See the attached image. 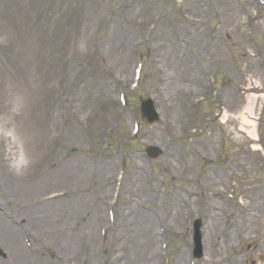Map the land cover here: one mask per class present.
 I'll return each mask as SVG.
<instances>
[{
  "label": "rangeland",
  "instance_id": "obj_1",
  "mask_svg": "<svg viewBox=\"0 0 264 264\" xmlns=\"http://www.w3.org/2000/svg\"><path fill=\"white\" fill-rule=\"evenodd\" d=\"M161 10H166V16L149 28L148 20L161 15ZM81 38L87 42L83 54L77 49ZM140 51L145 60L136 57ZM188 60L195 63V69L181 78L184 90L172 100L168 88L176 81V69L181 75ZM137 61L143 62V75L135 99L131 106L119 107L114 88L125 74L121 77L118 73L124 70L130 75ZM10 82L29 100L18 124L30 139L36 162L23 176L25 179L36 170L37 176L38 169L52 164L60 153H79L90 167L109 162L105 195H101L104 185L97 181V173L89 172L83 181L84 208L90 211L89 200L96 196H107L113 204L111 187L116 172L131 164L142 165L141 188L135 192L137 203L124 204L129 193L123 191L115 208L126 214L134 208L137 214L131 219L134 216L140 225L144 214L158 216L146 230L151 236L149 245L143 249L140 237L135 235H140L138 225L135 222L134 229L125 218L116 229V235L121 230L119 239L106 233L107 242L100 250L98 229L103 220L107 221L103 209L104 214L99 213L103 219L97 221L90 235L93 246L89 248L96 253L90 264H118V256L121 264H164L165 257L170 264H190L192 220L201 219L203 237L213 198L217 202L215 228L219 241L207 247L202 238V257L195 263L206 264V257L211 264H264V8L258 2L0 0V114L7 110ZM154 86L160 90L154 92ZM252 95L257 97L256 139L241 129L244 119H252L245 109ZM138 96L154 100L160 115L158 123L148 125L140 119ZM203 97L192 108L187 105ZM167 101L172 102L175 113ZM81 115L86 118L81 119ZM149 145L160 148V156L148 159L144 148ZM171 154L173 158L176 154L186 158L179 157L175 162ZM0 162L5 164L2 144ZM205 174H210V186L203 182ZM23 177L18 178L21 195L10 187L17 192L12 194L10 204L2 195L10 207L12 201L25 204L39 194ZM125 182L131 183L129 177ZM152 185L161 193L152 192ZM173 191L181 194L180 210L185 202L192 204L195 199L193 211L182 214L173 224L160 225L161 216L170 212L164 193L168 200ZM200 198L202 201H197ZM23 210H17L21 217L26 215H22ZM89 211L81 224L91 218ZM28 220L29 228L39 231L40 223L31 215L25 222ZM240 223L245 228L235 226ZM157 224L161 236L158 243ZM18 234L9 239L0 237V264H7L11 251L19 245L25 250ZM88 235L76 237L77 251L82 252V242ZM223 241L227 246L216 259L218 244ZM45 242L46 248L40 246L46 260L49 255L53 261L60 252L51 241ZM183 250L186 255L178 261ZM65 254L58 259L78 261L77 252ZM145 257L150 260L145 261Z\"/></svg>",
  "mask_w": 264,
  "mask_h": 264
},
{
  "label": "bare ground",
  "instance_id": "obj_2",
  "mask_svg": "<svg viewBox=\"0 0 264 264\" xmlns=\"http://www.w3.org/2000/svg\"><path fill=\"white\" fill-rule=\"evenodd\" d=\"M187 62V64L189 65L187 67L181 68V75H179L178 70L176 69V81L175 83H173V85H171V87L168 88L167 93L172 90L169 93L172 100L176 99V95L180 92V90H184L182 88V84L180 86L181 78L187 72L190 71L192 73L195 69V66L192 67L194 62H190L189 60ZM182 64L184 65L183 62ZM174 66L177 65L174 64ZM171 81L172 79H170V82ZM189 81L191 83L192 79L190 78ZM153 89L154 92H156V90H160V87L156 88L154 86ZM169 102L170 101H167L166 104L168 105L170 110L175 113L176 110L172 106V102ZM187 105L183 104V107L186 109ZM255 106V96L249 97L245 108L247 110V113L252 115ZM180 107H182V104H180ZM241 129L246 132L249 137L256 139V123L246 118V120L244 119V126H242ZM170 157L171 159H173V161L177 162L176 158H173L172 154ZM108 163L100 162L97 166L90 167L87 164H84V161L79 153L71 155L63 154L57 160L53 161L50 167L44 169L43 171L40 170L37 176L36 173L34 175H31V178L29 179H25L23 177V179H25L24 181H29L28 184L33 187V190L36 189L39 191V194L36 198L30 200L25 204H18L19 202H17V200L12 201L13 208H24V212L22 215H24L25 213L26 215L24 217H21L19 212L17 211L18 209L14 210L10 214H5L1 210L4 208V206L10 204V200L13 197V193L18 192V194H22V185L18 180L19 177L12 175L5 166V164H2L0 162V237L9 239L11 236H13V234L19 233L18 235H25L29 241V250L27 249L28 247L25 246V250H22L21 246L19 245V247L11 251V255L7 261V264H44L42 255L37 254V249L40 245L47 246L45 241L48 240L51 241L52 246H55L60 253L56 255V259L51 262H48L47 264H60L71 261L78 262L81 259L82 261L80 264H90L92 257H95L96 254L94 248H92L91 250L89 248L93 246V239L92 237L90 238V235L92 232H94V227L98 221L99 213L101 214L102 212V203L106 201L108 197H99L97 199V205L96 201L89 200L88 206L91 209L90 211L86 210L84 208V195L82 189L83 181H85V177L89 172L95 174L97 173V181L104 185V190L101 195H105L108 188H106V182L110 178L111 172V167ZM169 164H171L172 166L171 169H175V165H173L171 162H169ZM141 166V163H137L135 165H132L127 171L131 183H122V180L120 182L119 190L127 191L129 193V198L125 200V203H137L135 192H137L141 188L142 184L139 183V180L141 179ZM203 182L206 185L210 186V174L204 175ZM10 187H15L14 190L17 192H15L14 190H10ZM159 193L161 192L159 191L158 194ZM3 194H5L9 198L8 204H6V202L3 200ZM167 202L170 205V212H168L166 216H161V224H173L174 222L178 221L179 216L181 217L182 212L184 211V206L181 210L179 208V206L182 204L181 194L179 192L173 191L171 196H169ZM212 204L214 206H211V212L210 210H208L207 212L204 227L203 241L207 247H209L210 244L219 241V235L215 228L216 221L218 220V212L215 208L217 206V202L214 200V198ZM174 210H176V213H174L175 216L172 214ZM87 211H89L88 213H91L93 216L91 215V218L89 217L88 222L81 224L80 222L87 214ZM136 214L137 211L134 208H132V211H129L128 214H126L125 211L121 209L118 214V218H128V221L132 222L133 227L136 222L138 227H134V229H138L140 232L139 234L141 236L136 233L135 235L140 237L141 246L145 250V248H147L150 243L148 239L151 238V236L146 235V230H148L150 224H155V222H157L156 220H158V216L155 217L152 214H144V220L141 221L142 224L140 225L139 220L134 219V216L131 219V215L136 216ZM30 215L33 219L40 223V229L38 228L39 231L33 232V230L29 228V220L27 223L25 222V218H28V216ZM8 217L10 219H8ZM22 219L24 220V224L20 223ZM159 224H157L156 231L157 243L159 242ZM235 226L245 228V224L241 223L235 224ZM85 233L89 235L87 236V239L85 238V240L82 242V252L77 251L78 249L74 248V240L76 239V237L83 238ZM114 235L117 239H119V237L121 236V230H119L118 235ZM231 238L232 235L230 234L228 240L230 241ZM153 243L156 245V238L155 240H153ZM77 246L79 247V245ZM226 246L227 243L225 241H223V243L221 242V244H218L216 259L219 257L220 252ZM70 250L73 251V253L77 252L79 254L78 261H75L74 258H71L70 261L67 260V258L58 259L61 258L62 255H66L65 252ZM187 251L188 248L186 252ZM186 252H184L183 250L181 254L179 253L178 261L182 258L183 255H186ZM158 254H160L159 251ZM117 258L115 259V261L118 264H121V262ZM146 258L150 260V258L145 257V261ZM204 260L206 264H211L210 258L205 257Z\"/></svg>",
  "mask_w": 264,
  "mask_h": 264
},
{
  "label": "clouds",
  "instance_id": "obj_3",
  "mask_svg": "<svg viewBox=\"0 0 264 264\" xmlns=\"http://www.w3.org/2000/svg\"><path fill=\"white\" fill-rule=\"evenodd\" d=\"M77 49L82 54L87 52L86 39H80ZM7 88V110L0 114V144L3 146V156L9 172L14 176L23 177L36 162L30 139L18 124V118L28 109L29 100L13 83L10 82ZM80 118L85 119L86 115H81Z\"/></svg>",
  "mask_w": 264,
  "mask_h": 264
}]
</instances>
